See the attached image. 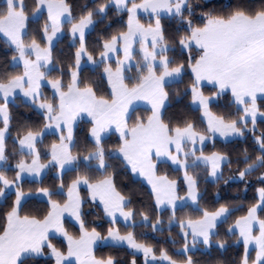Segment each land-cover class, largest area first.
<instances>
[{
	"label": "snow or ice",
	"instance_id": "1",
	"mask_svg": "<svg viewBox=\"0 0 264 264\" xmlns=\"http://www.w3.org/2000/svg\"><path fill=\"white\" fill-rule=\"evenodd\" d=\"M0 264H264V0H3Z\"/></svg>",
	"mask_w": 264,
	"mask_h": 264
},
{
	"label": "trees",
	"instance_id": "2",
	"mask_svg": "<svg viewBox=\"0 0 264 264\" xmlns=\"http://www.w3.org/2000/svg\"><path fill=\"white\" fill-rule=\"evenodd\" d=\"M2 6H3V3H0V7H2ZM92 38L93 39L96 38L94 34H93ZM60 46L63 47V44H61ZM249 146H251V145L249 144ZM237 147H243V145L242 144L237 145ZM253 181H254V178H253ZM126 183H127V181H126ZM207 187H208V191H209V198H211V195L214 192V189L211 187V184H209ZM232 194L235 195V192H233ZM247 196H248V198H250L252 196V193L249 192L247 194ZM151 239L155 240L156 243L158 245H161V246L171 247V245H172V240L169 239L166 234L164 236H160V237H151ZM196 255H197L198 259L210 260V261L222 259V260L231 262L233 260V258L237 255V251L235 249L230 250L227 253H220V252H215V251L209 253V252L198 251Z\"/></svg>",
	"mask_w": 264,
	"mask_h": 264
},
{
	"label": "rangeland",
	"instance_id": "3",
	"mask_svg": "<svg viewBox=\"0 0 264 264\" xmlns=\"http://www.w3.org/2000/svg\"><path fill=\"white\" fill-rule=\"evenodd\" d=\"M0 3H3V0H0Z\"/></svg>",
	"mask_w": 264,
	"mask_h": 264
}]
</instances>
